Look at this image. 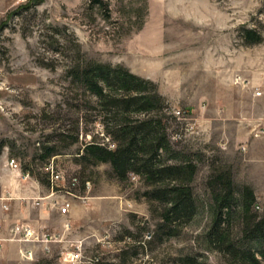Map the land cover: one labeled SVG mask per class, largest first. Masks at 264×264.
I'll use <instances>...</instances> for the list:
<instances>
[{"label": "rangeland", "instance_id": "374dc122", "mask_svg": "<svg viewBox=\"0 0 264 264\" xmlns=\"http://www.w3.org/2000/svg\"><path fill=\"white\" fill-rule=\"evenodd\" d=\"M95 1L0 0V162L14 159L48 187L52 162L62 178L52 190L74 206V242L64 249L79 244L93 264H264V239L243 233L264 215V0ZM92 63L119 65L161 97L169 150L152 165L184 157L193 166L194 214L171 225L169 237L155 229L150 183L80 157L90 141L112 148L101 121L114 112L96 107L79 76ZM142 119L129 112L126 120ZM42 146L55 155L41 159ZM221 178L233 198L248 187L253 201L247 223L235 201L228 205L218 246L207 236L208 185L218 193ZM57 253L37 264H58Z\"/></svg>", "mask_w": 264, "mask_h": 264}, {"label": "trees", "instance_id": "16d2710c", "mask_svg": "<svg viewBox=\"0 0 264 264\" xmlns=\"http://www.w3.org/2000/svg\"><path fill=\"white\" fill-rule=\"evenodd\" d=\"M97 1L95 2L100 3L99 0ZM245 33L250 35L248 30H245ZM251 41L254 43L257 40ZM79 76L84 89L95 98L96 107L105 114L111 110L114 112V115L104 117L106 119L101 121L106 134L105 138L110 139L112 148L109 149L93 141L84 143L81 159L88 158L93 165L108 164L118 179H122L127 172H132L143 178L147 184L150 183L152 189L149 191V197L159 205L158 222L155 229L163 236L169 237L171 225L186 223L194 214V201L188 186L193 166L184 157L172 165L157 167H154L150 161L158 153L165 154L169 150L168 141L162 135L158 119L157 108L161 97L154 90L151 91L145 87L148 84L152 86L149 81L128 72L119 65L112 67L109 64H88L82 68ZM129 112L144 113L145 119L134 120L130 123L126 120ZM117 116L122 119L119 123L114 119ZM76 140L74 136L68 144ZM40 150L41 159L55 155L53 147L42 146ZM20 170L28 173L24 168ZM35 180L40 185L48 186L37 177ZM155 183H160V186L153 188ZM219 183L221 185L220 189H217L219 192L215 194H213L214 187L211 188L210 183L208 185L212 192L213 206L211 227L207 234L209 239L213 238L210 242L218 246L224 242L222 233L218 231L220 224L228 215V205L235 201L239 206L238 215L247 223V214L253 201L252 192L248 187H243L236 198H233L229 188L230 183L223 178L219 179ZM245 226L243 233L247 235V238L255 241L264 239V215L257 223L250 226L248 223ZM149 243L145 241L139 248H144ZM133 250H136V247ZM124 254L125 252H121L119 255ZM260 256L264 259L263 253H260ZM123 258H121V264L126 263ZM246 258L254 261L252 256Z\"/></svg>", "mask_w": 264, "mask_h": 264}, {"label": "crops", "instance_id": "0c3cea01", "mask_svg": "<svg viewBox=\"0 0 264 264\" xmlns=\"http://www.w3.org/2000/svg\"><path fill=\"white\" fill-rule=\"evenodd\" d=\"M51 193L49 187L40 185L38 182L31 180L29 182H20L17 172L9 171L3 162H0V197H9L6 202L7 210L0 209V236H5L7 229L14 223H25L34 231H45L48 233L59 234L62 232V223L68 219L67 216H60L54 207H51L53 200H64L63 197L57 196L56 192ZM41 198L38 205L33 201ZM67 200V199H66ZM70 209H74L72 203ZM69 209V210H70ZM69 212V211H68ZM70 232H64L62 241L59 244L51 245L50 252L41 251V244L32 247L34 262L22 261L18 251L27 250L30 245H22L15 242H4L0 247V264H37L40 260L50 258L52 250L64 249L67 244L73 243L74 239L69 236Z\"/></svg>", "mask_w": 264, "mask_h": 264}, {"label": "built area", "instance_id": "2783aa9c", "mask_svg": "<svg viewBox=\"0 0 264 264\" xmlns=\"http://www.w3.org/2000/svg\"><path fill=\"white\" fill-rule=\"evenodd\" d=\"M5 165L9 171H15L17 172L18 178L20 182H29L31 180V177L27 172H21L20 166L18 162H16L14 159L10 158L6 160ZM45 170L49 177V189L51 193L49 195H53L52 192V185L60 182L62 180L60 173L54 170V166L52 162H49ZM71 185H74V179L71 181ZM9 200V197L6 196L5 198L0 197V209L2 211L7 210V205L1 203L6 202ZM41 198H37L33 201L34 205H38ZM51 207H54L57 211V213L60 216H67L68 211L70 209V204L67 200H60L58 199V202L53 200L51 203ZM62 232L59 234L55 233H48L45 231H34L29 225L25 223H14L11 225L7 231L5 236H0V247L4 242H15L22 245H30V248L27 250H19L18 255L22 261L27 262H34V254L32 252V247L36 244H41V251L44 253L50 252L51 245H56L61 243L63 233L68 232L70 229L69 221L66 219L62 223ZM0 231H1V225H0ZM57 263L58 264H93L94 262L90 259H86L82 256V251L80 248V245H74L72 250H65L60 249L57 253ZM93 262V263H92ZM96 262V261H95Z\"/></svg>", "mask_w": 264, "mask_h": 264}]
</instances>
